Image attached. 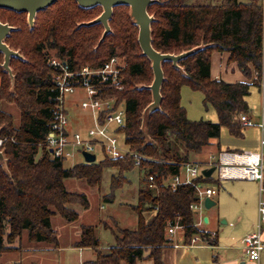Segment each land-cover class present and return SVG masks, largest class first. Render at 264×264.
Returning <instances> with one entry per match:
<instances>
[{
	"label": "trees",
	"instance_id": "obj_1",
	"mask_svg": "<svg viewBox=\"0 0 264 264\" xmlns=\"http://www.w3.org/2000/svg\"><path fill=\"white\" fill-rule=\"evenodd\" d=\"M101 13L99 6L82 9L75 0H58L37 13L29 28L25 13L0 11V22L15 27L4 42L21 56L11 58L9 75L1 67L0 53V102L14 105L20 114L16 126L12 115L0 108V139H6L0 147L5 158V169L0 165V255L24 233L30 243L59 248L50 219L58 215L76 221L78 214L70 206L88 209L86 196L68 192L65 180L99 187L103 171L111 170L115 172L109 182L113 193L129 182L126 174L136 169L131 157L102 159L98 164L82 162L65 169V161L52 159L46 152L43 145L56 103L54 78L59 73L48 63L52 58L65 62L73 72L85 66L98 69L112 57L125 62L123 89L108 90L103 98H114L117 106H123L125 118L119 133L129 150L141 157L137 205L130 206L136 228L109 230L114 245L102 254L95 227L82 226L74 247L96 251L95 260L83 264H137L144 260L164 264L162 252L171 244L165 232L176 223L183 227L184 245L198 236L206 238L207 245L217 246L215 235L209 239L196 227L191 205L198 203V198L193 187L185 185L172 191L162 184L180 174L182 166L190 162V154L198 155L210 147L222 128L233 137L243 136L239 116L250 113L246 98L251 87L261 90L262 77L264 82V0H157L149 6L155 51L178 55L195 50L178 62L179 69L171 62L161 65L164 80L160 109L146 122L151 141H147L141 125L143 112L152 102L148 87L153 73L138 44V28L128 7L114 8L108 21L110 33L101 40L103 26L88 25ZM215 52L227 53L228 64L235 65L247 79L254 75V81L226 83L211 79V56ZM183 86L203 94L204 104L217 113L216 123L187 119L180 104ZM149 176L154 177L152 189L147 186ZM198 181L219 184L212 177L201 176ZM262 185L264 188V181ZM105 200L113 202L112 198ZM143 212L154 214L146 220Z\"/></svg>",
	"mask_w": 264,
	"mask_h": 264
},
{
	"label": "rangeland",
	"instance_id": "obj_2",
	"mask_svg": "<svg viewBox=\"0 0 264 264\" xmlns=\"http://www.w3.org/2000/svg\"><path fill=\"white\" fill-rule=\"evenodd\" d=\"M238 1L246 3L248 0ZM234 71H236V69ZM212 76H214V73H212ZM254 77L255 76L252 75V77L247 80L253 82L255 79ZM262 83L263 77L261 80V84ZM137 88H140V86H137ZM82 96V93H78V95L67 96L65 98V108L68 111L69 120L68 128L80 133L84 130H88L94 124L92 123L91 115L80 108V99H82ZM180 96V104L182 108H184L188 120H203L212 123L218 121L215 109L210 105L204 104L203 94L201 92L193 91L189 87L183 86ZM246 102L250 110L252 121L254 123L262 122V104L264 103V93L262 90L254 86L251 87ZM0 108L11 114L13 124L18 126L20 114L17 108L14 105H7L2 102H0ZM147 118L148 114L144 113L142 116L141 128L147 141H151L146 131ZM261 132L262 131L254 127H246L243 130V136L237 138L231 136L226 128H222L219 138L213 141V145L203 149L198 155L190 154L189 161L198 163L205 162L210 155L217 154L216 150L218 149H220L221 152H226L228 150L243 152L251 148H257L256 150L261 149ZM40 156L39 153L36 159L40 158ZM82 162L83 159L79 155L74 154L72 157L65 160L63 166L65 169H69ZM100 162L101 159L99 158L95 163L98 164ZM1 166L5 169L4 163H2ZM180 172L181 176H184L185 173L182 169ZM114 173L115 172L111 170H104L99 187H89L83 181L65 180V188L68 192L86 196L88 209H83L79 205L70 206L78 214V219L76 221L70 222L58 215L50 219L51 227L57 231L59 248L54 249L44 243H30L24 233L20 240H16L14 244L8 246V251L0 255V264H83L84 262L93 261L96 258V251L93 249H78L74 247V243L79 240L80 228L82 226L95 227L96 236L100 243L98 250L102 254H107L108 249L114 245V237L109 230H134L136 228V216L131 211L130 206L137 205L138 190L142 180L136 168L126 174L129 182L112 193L109 182L111 175ZM212 178L216 181V173L213 174ZM206 184L218 192L217 196L214 197L216 205L208 210L201 206L199 210L195 212L196 219L197 221L199 220V213L203 217H210L212 221L211 226L209 227V225L203 223V227L211 232H217L219 237L222 232L225 236H229L230 231L233 232L238 228L235 227L236 222L229 213L232 207H237V205H231L225 202V200L221 202L219 198L223 193L228 192V189H231L234 192H239V195L244 193L247 197L255 196L256 203H258L259 186L257 183L250 184L246 181H223L220 182L218 186H216L215 182ZM105 198H112L113 202L107 203ZM239 202L243 203L241 200ZM245 207V205H242L240 209H244ZM153 214L154 213L151 212H143L142 215L146 220H149ZM224 221L227 222L226 225L222 224ZM104 228L108 229L106 230ZM165 236L171 239V244L162 252V261L164 264H222L232 258L231 253L236 252L234 250H224L219 243L217 247L209 246L202 241L192 245H184L181 240L182 233L180 231L172 235H167V232H165ZM145 255H148V252H146ZM240 262L245 263V260L243 259ZM138 264H151V261H144ZM259 264H264V250L261 251Z\"/></svg>",
	"mask_w": 264,
	"mask_h": 264
},
{
	"label": "built area",
	"instance_id": "obj_3",
	"mask_svg": "<svg viewBox=\"0 0 264 264\" xmlns=\"http://www.w3.org/2000/svg\"><path fill=\"white\" fill-rule=\"evenodd\" d=\"M48 63L54 69L59 70L54 78L53 88L56 93V103L52 111L50 130L43 145L50 157L65 161L74 154L83 159V153H87L95 156V162L99 158L101 160H120L131 157L134 167H140L141 157L129 150L123 135L119 133L125 118L123 106H117L114 98H103L108 90L121 91L123 89L121 74L125 68V62L118 57H112L98 69L85 66L76 72L70 71L65 62H60L55 58L50 59ZM261 90L264 93V82L261 84ZM78 93L83 94L82 99H80V108L91 115L92 123H94L84 133L68 128L69 120L65 108V98L78 95ZM262 111H264V103L262 104ZM239 122L244 128L257 126L261 131L264 129L263 121L255 124L246 115L239 116ZM5 140L0 139V147ZM262 146H264L263 139H261ZM207 159L203 164L189 162L183 165L181 169L185 173L184 176H181L180 172V174L163 181L162 185L172 191L185 185L193 187L198 203L191 205V209L196 212L203 206L205 198L214 199L217 195L214 188L198 181L203 176V170L215 167L213 174L216 173L218 183L223 181L256 182L259 186L258 222L256 231L247 235L243 240V253L249 261L258 262L263 250L261 231L264 227V188L262 185L264 162L262 152H219L216 155H210ZM147 186L149 189L155 187L153 176L147 178ZM200 223L202 221H199L198 225L196 224L197 228H199ZM177 231L183 232V227L178 223L169 226L166 230L167 235H172ZM204 234L209 239L214 237L213 233L207 231H204ZM200 241L207 244L206 238L194 236L190 245Z\"/></svg>",
	"mask_w": 264,
	"mask_h": 264
},
{
	"label": "water",
	"instance_id": "obj_4",
	"mask_svg": "<svg viewBox=\"0 0 264 264\" xmlns=\"http://www.w3.org/2000/svg\"><path fill=\"white\" fill-rule=\"evenodd\" d=\"M58 0H0V10H9L16 13H26L28 24L30 27L33 26V21L38 12H41L51 5L55 4ZM79 8L90 9L96 6L101 7L102 13L95 20L88 23V25L101 24L104 28L101 40L110 33V28L108 21L112 16L114 8L117 7H128L129 15L133 23L138 28L137 41L142 52L151 62V69L153 73V81L148 89L151 92L152 102L145 108L144 113L151 115L152 113L160 109L161 104V94L160 88L164 80L163 71L161 65L163 62H171L175 68H178V62L190 55H192L195 50H190L183 52L178 55L173 54H162L157 52L152 47L151 40V28L150 25L153 22V17L149 16L148 8L152 4L156 3L157 0H75ZM14 28L8 26L7 24H2L0 22V53L3 54V69L10 74L9 62L12 57L21 58V56L9 49V47L4 43L5 38L10 34ZM143 116V115H142ZM148 119V118H147ZM83 160L85 164H92L95 162V156L87 153H83ZM4 163L5 158L2 151H0V165ZM215 171V167L208 170H203L202 175L204 177H210ZM216 203L213 199L205 198L203 202V207L205 209H211ZM204 223H207V219H204Z\"/></svg>",
	"mask_w": 264,
	"mask_h": 264
},
{
	"label": "crops",
	"instance_id": "obj_5",
	"mask_svg": "<svg viewBox=\"0 0 264 264\" xmlns=\"http://www.w3.org/2000/svg\"><path fill=\"white\" fill-rule=\"evenodd\" d=\"M200 1H203L205 3L216 2V0H200ZM241 3H243V2H241ZM234 68L236 69V71H234L235 70ZM212 73H214V76H212ZM210 76H211V79H213V80L221 79L223 81V79H224V82H226V83H236V82L251 83L252 82L250 80L248 81L247 78L237 69V67L235 65L228 64V54L227 53L215 52L212 54L211 66H210ZM262 114H263V116H262L263 120L262 121L264 122V111L262 112ZM246 116L249 120L252 121V119L250 117V113ZM259 123L260 122H257V123L255 122V124H259ZM254 128L261 131V129H259L257 126H255ZM85 131L86 130H84L82 133H84ZM261 133H262L261 139L264 140V138H263L264 129L262 130ZM212 145H213V143H212ZM260 148L261 149H258V150H256L257 148L256 149L251 148V149H248V151H243V152H249V153H260V152H262V155L264 157V146L261 147V144H260ZM216 152L219 153V152H221V150L218 149V150H216ZM226 152L243 153L241 151L236 152V151H229V150ZM190 162L194 163L193 161H190ZM195 163L201 164L198 162H195ZM246 182H248V181H246ZM248 183L256 184V182H248ZM219 184H216V186H218ZM217 194H218V192H217ZM219 199L221 200V202H222V200H225V202H227L231 205H237V207L233 206L229 213L231 214L233 220L236 222L235 227H238V228H236L233 232L230 231L229 236H225V234L222 232L221 236L219 237L217 232H215V233H214V231L211 232L208 229L203 227L204 219H207V223H204V224L209 225V227L211 226L212 221H211L210 217H205V216L203 217L199 213V220L197 221V219H196L195 223L198 225V222L202 221V223H200V225H199V228L204 230V231L213 233L216 236L217 246L219 243L224 250L226 249V250L236 251V252L231 253L232 258L230 260H228L227 262H223L222 264H239V263L240 264H256V263L259 264L260 259L258 262H251L248 260V258L243 253V246H244L243 240L247 235L254 233L256 231V225L258 222V203H256L255 196L247 197L244 193L239 195V192H234L231 189H228V192L223 193V195ZM240 200L243 203H240L239 202ZM242 205H245L246 207L244 209H240V206H242ZM195 218H196V215H195ZM226 223H227L226 221L222 222V224H224V225H226ZM239 232H240V234H239ZM238 234H239V236H238ZM261 241H262L263 250H264V227L262 228V231H261ZM260 257H261V255H260ZM243 259L245 260V263L240 262ZM144 261H148V260H144ZM144 261H142V262H144ZM148 262H150V261H148ZM138 263H141V262H138ZM151 264H152V262H151Z\"/></svg>",
	"mask_w": 264,
	"mask_h": 264
},
{
	"label": "flooded vegetation",
	"instance_id": "obj_6",
	"mask_svg": "<svg viewBox=\"0 0 264 264\" xmlns=\"http://www.w3.org/2000/svg\"><path fill=\"white\" fill-rule=\"evenodd\" d=\"M0 11H2V9H1ZM7 11H9V10H7ZM12 12H13V11H12ZM15 13H16V12H15ZM38 13H39V12H38ZM25 14H26V13H25ZM35 17H36V16H35ZM34 20H35V19H34ZM26 23H27V25H28L29 28H32V27H33V26L30 27L29 24H28L27 14H26ZM33 23H34V21H33ZM2 24H3V23H2ZM7 25H8V24H7ZM8 26H9V25H8ZM10 27H11V26H10ZM12 28H14V30H15V27H12ZM14 30H12V31H14ZM12 31H11V32H12ZM11 32H10V33H11ZM5 39H6V38H5ZM4 41H5V40H4ZM4 43H5V42H4ZM9 49H10V48H9ZM15 52H17V51H15ZM17 53H18V52H17ZM18 54H19V53H18ZM2 55H3V54H2ZM19 55H20V54H19ZM12 58H18V57H12ZM10 60H11V59H10ZM2 64H3V63H2ZM1 67H2V65H1ZM2 69H3V67H2ZM3 70H4V69H3ZM4 71H5V70H4ZM7 73H8V72H7ZM11 78H12V76H11Z\"/></svg>",
	"mask_w": 264,
	"mask_h": 264
}]
</instances>
